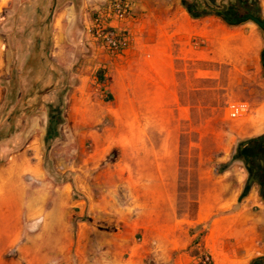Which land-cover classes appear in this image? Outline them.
Wrapping results in <instances>:
<instances>
[{
  "label": "rangeland",
  "instance_id": "rangeland-1",
  "mask_svg": "<svg viewBox=\"0 0 264 264\" xmlns=\"http://www.w3.org/2000/svg\"><path fill=\"white\" fill-rule=\"evenodd\" d=\"M252 2L264 17V0ZM75 4L66 24L47 30L40 25L34 50L26 47L32 38L28 30L19 32L18 25L5 20L10 9L0 11V167L24 161L34 167L21 174L17 185L25 198L23 228L18 243L5 253V264H176L174 258L161 262L155 255L144 256L140 243H114L118 228L89 216L88 208L78 216V201L85 197L78 183L84 181L101 196L102 187H94L93 182L115 178L108 166L120 153L109 152L110 143L122 137L102 135L101 125L83 123L77 96L82 53L93 49L82 43L91 9L90 0L85 7L82 0ZM224 24L228 32H223V47L219 50L214 39L207 62L180 61V108L174 119H166V135L147 137L150 142L180 144V214L194 213L202 196L207 197L203 202L215 204L219 178L230 183L223 190L225 197L236 195L237 203L255 194L264 208L258 185L249 184L245 162L235 159L242 142L264 140V32L253 21ZM202 67L207 71L198 70ZM235 101L249 104L247 116L230 118L228 106ZM60 104L61 123L53 128L52 117ZM92 114L88 109L86 118ZM169 127L174 135L168 134ZM52 129L55 137L48 142ZM111 195L119 207L124 204L125 191ZM30 196L36 197L33 218H29ZM83 220L98 223L83 229L79 224ZM142 237L138 233L135 240L140 242Z\"/></svg>",
  "mask_w": 264,
  "mask_h": 264
},
{
  "label": "crops",
  "instance_id": "crops-1",
  "mask_svg": "<svg viewBox=\"0 0 264 264\" xmlns=\"http://www.w3.org/2000/svg\"><path fill=\"white\" fill-rule=\"evenodd\" d=\"M221 1L135 0L137 17L128 22L131 41L117 55L91 45L86 31L82 39L93 47L92 53H82L85 59L77 97L83 123L99 124L102 135L122 139L108 140L113 142L109 152L120 154L108 166L115 178L93 182L94 187H102L101 196L84 181L78 183L85 196L78 201V216H84L88 208L89 216L118 228L114 243H140L144 256L155 255L161 262L174 258L176 264H191L195 250L208 253L213 264H251L264 257V208L255 194L236 203V195L229 198L223 192L230 183L219 178L215 204L203 202L207 197L202 196L194 213L180 214V144L147 138L166 135V119H174L180 108V61L207 62L214 39L222 49L228 25L209 8V2ZM82 2L85 7L86 0ZM75 5V0H0V11L10 9L5 20L18 25L19 32L28 30L32 38L26 47L34 50L40 25L45 24L47 30L66 24ZM188 6H194L197 14L192 15ZM198 70L207 71V67ZM88 109L93 114L86 118ZM168 134L174 135L171 127ZM32 168L27 161L0 167V264H5V253L20 239L25 198L17 185L21 174ZM201 178L207 182V176ZM111 184L117 187L111 188ZM118 190L126 194L120 207L111 195ZM35 203L36 197L30 196L29 218L36 216ZM96 223L79 222L83 229ZM138 233L143 235L140 242L135 240ZM124 235L126 239H121Z\"/></svg>",
  "mask_w": 264,
  "mask_h": 264
},
{
  "label": "built area",
  "instance_id": "built-area-1",
  "mask_svg": "<svg viewBox=\"0 0 264 264\" xmlns=\"http://www.w3.org/2000/svg\"><path fill=\"white\" fill-rule=\"evenodd\" d=\"M90 9L85 24L89 43L111 55L126 50L131 41L128 22L137 17L135 0H95ZM228 109L233 120L243 118L250 112L249 104L241 101L230 103ZM191 264H213V261L208 253L200 252Z\"/></svg>",
  "mask_w": 264,
  "mask_h": 264
},
{
  "label": "flooded vegetation",
  "instance_id": "flooded-vegetation-1",
  "mask_svg": "<svg viewBox=\"0 0 264 264\" xmlns=\"http://www.w3.org/2000/svg\"><path fill=\"white\" fill-rule=\"evenodd\" d=\"M209 8L223 19L229 18L233 20L238 18V24L246 21L244 17L247 14L242 13V9H247L249 13H257L252 0H223L220 3L209 2ZM239 151L246 157L243 158V161L250 172V178H254V184L258 185L260 194H264V140H253L248 145L243 146L242 149H239Z\"/></svg>",
  "mask_w": 264,
  "mask_h": 264
},
{
  "label": "trees",
  "instance_id": "trees-1",
  "mask_svg": "<svg viewBox=\"0 0 264 264\" xmlns=\"http://www.w3.org/2000/svg\"><path fill=\"white\" fill-rule=\"evenodd\" d=\"M184 2H187V0H184ZM188 8H189L190 11H192V15H196L197 14L196 11L193 10L194 9V6H188ZM263 68H264V55H263ZM61 106H62V104L59 105V107L57 109V113L53 115L52 122L53 121H56L58 124L61 123ZM53 132H54V130L52 129L51 132H50V134H49V136H48V138H47L48 142H49V138L50 137H55V134ZM262 139L263 138L259 137V138L253 139V140L254 141H260ZM49 145H48V148H49ZM243 158H246L245 155H243V153H241L238 150L237 154L235 155V159L236 160H242L243 161ZM247 192H248V190L245 191V193L243 194V196H245L247 194ZM262 196L264 198V194H262ZM199 253H200V251H198V250H195L194 251L195 256L198 255ZM251 264H264V257H260V258L255 259Z\"/></svg>",
  "mask_w": 264,
  "mask_h": 264
},
{
  "label": "water",
  "instance_id": "water-1",
  "mask_svg": "<svg viewBox=\"0 0 264 264\" xmlns=\"http://www.w3.org/2000/svg\"><path fill=\"white\" fill-rule=\"evenodd\" d=\"M241 11H242V13L247 14L244 17L245 20L253 21L264 32V17L262 15H260L258 13H255V14L249 13V11L247 9H242ZM224 20L227 23L232 24V25H236L239 22V19L238 18L233 19V20H231L229 18H225ZM263 54H264V50H263ZM55 125H56V121H53L52 127L55 128ZM251 141H253V140H246V141L242 142L240 144V146H239V149H242L243 146L248 145L249 143H251ZM253 182H254V178H251L250 181H249V184H251Z\"/></svg>",
  "mask_w": 264,
  "mask_h": 264
}]
</instances>
